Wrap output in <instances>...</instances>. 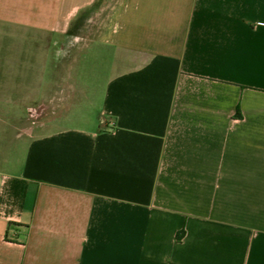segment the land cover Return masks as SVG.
Returning a JSON list of instances; mask_svg holds the SVG:
<instances>
[{
  "label": "crops",
  "instance_id": "0c3cea01",
  "mask_svg": "<svg viewBox=\"0 0 264 264\" xmlns=\"http://www.w3.org/2000/svg\"><path fill=\"white\" fill-rule=\"evenodd\" d=\"M0 25L115 67L69 75L94 116L3 153L0 264H264V0H0Z\"/></svg>",
  "mask_w": 264,
  "mask_h": 264
},
{
  "label": "rangeland",
  "instance_id": "374dc122",
  "mask_svg": "<svg viewBox=\"0 0 264 264\" xmlns=\"http://www.w3.org/2000/svg\"><path fill=\"white\" fill-rule=\"evenodd\" d=\"M49 38L42 32L0 25V163L3 153H18L25 137L50 123L62 121L71 113L75 114L74 123L81 121L83 113L94 116L96 107L86 101L64 110L73 96L69 75L78 81L79 74L99 92L115 71L111 52L91 53L80 65L71 49L81 45L60 40L49 45ZM98 92L92 96L96 98Z\"/></svg>",
  "mask_w": 264,
  "mask_h": 264
}]
</instances>
